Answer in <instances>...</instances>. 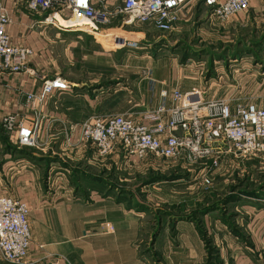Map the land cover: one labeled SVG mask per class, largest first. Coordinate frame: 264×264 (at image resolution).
I'll use <instances>...</instances> for the list:
<instances>
[{
  "label": "crops",
  "instance_id": "0c3cea01",
  "mask_svg": "<svg viewBox=\"0 0 264 264\" xmlns=\"http://www.w3.org/2000/svg\"><path fill=\"white\" fill-rule=\"evenodd\" d=\"M122 1L103 0L96 5L109 14L108 24L58 18L60 25L55 21L45 25L41 22L47 14L29 12L26 0H1L12 20L7 27L11 44L29 48L34 55L26 64L27 72L0 74V117H30L23 94L38 91L44 79L59 77L70 85L40 107L41 150L6 151L0 137V193L24 203L29 211L32 238L27 264H264L261 200L239 201L230 213L215 209L200 217H194L193 211L181 216L180 209L172 213L150 204V189L145 188L160 181L147 182L140 191L142 198L127 185L117 184L116 179L128 181L118 177L121 171L133 176L129 171L142 162L127 158L121 149L100 158L92 145L79 143V126L91 117L122 114L138 121L142 113L159 105L162 89H204L197 74L186 73L173 57L116 58L121 50L109 46L112 38L139 41L135 50L160 40L159 47L172 51L193 38L194 45H212L244 31L260 30L264 35V0H251L249 9L227 24L209 16L203 0H187L182 20L170 33L114 16ZM153 32L158 34L156 40L149 37ZM217 80L221 83L224 77ZM205 95L217 98L214 93ZM55 144L69 150L66 158L83 160V166L89 164L93 171L79 168L76 177L70 176L54 157L60 155L53 149ZM78 174L76 185L72 180ZM158 212L162 216L157 217ZM207 245L214 248L212 255Z\"/></svg>",
  "mask_w": 264,
  "mask_h": 264
},
{
  "label": "built area",
  "instance_id": "2783aa9c",
  "mask_svg": "<svg viewBox=\"0 0 264 264\" xmlns=\"http://www.w3.org/2000/svg\"><path fill=\"white\" fill-rule=\"evenodd\" d=\"M102 2L26 0V8L32 13L47 14L41 22L45 25H54L56 16L66 20L76 18L108 24L109 14L96 8ZM250 2L203 0L209 8V16L220 24H227L235 15L246 12ZM186 3L187 0H123L114 16H126L125 23L128 24L147 23L157 32L170 33L182 20ZM11 22L0 0V74L27 72L26 64L34 55L29 48L11 44L7 33ZM115 42L117 49L139 48V41L116 37ZM69 89L67 81L55 77L44 79L38 91L23 94L24 107L30 112V117L12 114L0 117V128L8 142L17 149L41 150L40 107L54 92ZM159 99V105L154 110L142 113L138 121L122 114L94 116L85 120L79 126V143L92 145L100 158L121 149L127 158L136 162L159 158L180 160L190 167L199 164L204 168L200 179L205 184L210 183L205 172L217 170L220 158L226 154L264 156L263 96H252L247 100L229 95L207 99L202 90L183 92L174 88L171 91L160 90ZM28 214L24 203L0 193L2 263H28L32 238Z\"/></svg>",
  "mask_w": 264,
  "mask_h": 264
},
{
  "label": "rangeland",
  "instance_id": "374dc122",
  "mask_svg": "<svg viewBox=\"0 0 264 264\" xmlns=\"http://www.w3.org/2000/svg\"><path fill=\"white\" fill-rule=\"evenodd\" d=\"M55 22L59 24L58 19ZM68 22L78 23L75 18H70ZM112 25H115V23H112ZM83 27L81 26L79 29ZM157 36L158 34L153 32L149 37L156 40ZM194 43H196V39L193 38L186 44L184 42L177 49L174 48L175 50L164 51L159 47L160 40H157L152 46L144 47L145 49L122 48L121 51L115 54L118 59L131 58V55L140 54H149L152 60L173 57L178 62V67L182 62L183 65L180 68L185 69V72L197 74L200 86L204 88L203 92L214 93L216 97L229 95L235 99L244 100L256 95L264 97V35L260 30H257L256 33L254 31L252 33L244 31L237 37L229 35L223 37L221 42L212 45H194ZM154 45L158 48H155ZM234 56L241 57L235 61ZM133 58L135 57L133 56ZM187 59L192 60L186 62ZM218 77H224V80L218 83ZM246 79L247 84L245 85ZM198 89H200L199 86ZM42 135L43 130L40 132L41 139ZM0 137L2 142L5 143L7 137L1 128ZM5 144L13 150L16 149L10 143L6 142ZM58 146L59 144L53 145L55 147L53 149L60 154L54 157L68 170L70 176L76 177L74 174L76 172L80 173L79 168L87 170V172L93 171L91 165L83 166V160L66 158L67 154H70L69 150H60ZM20 150L25 153L35 151V149ZM73 156L74 154L71 155V157ZM142 163L143 165H135V169L129 171V173L134 172L133 176L127 175V172L121 173V171L118 177H125L128 181L119 182L116 179L117 184L127 185L125 187L128 190L135 191L142 198V192L140 191L147 182L160 181L161 184L145 188L150 189V204H159L160 209L172 213H175L174 209H180L183 211L181 216L190 211L194 213L204 208H210L212 205L217 206L218 209L216 208V210L222 209L230 213L232 210L230 207H233L235 203L243 200L248 201L253 196H256L257 201L259 199L264 202V156L234 154L222 156L217 170L212 171V173L205 172L210 178L209 184L201 182L200 178L204 168L199 164L190 167L180 160L159 158H148L146 162ZM79 178L78 174V177L73 179L72 183L77 185L76 181ZM227 199L236 201H227ZM161 212H158L156 216H162ZM178 216L180 214H177L176 217Z\"/></svg>",
  "mask_w": 264,
  "mask_h": 264
},
{
  "label": "trees",
  "instance_id": "16d2710c",
  "mask_svg": "<svg viewBox=\"0 0 264 264\" xmlns=\"http://www.w3.org/2000/svg\"><path fill=\"white\" fill-rule=\"evenodd\" d=\"M239 57H241V56H234V58L233 59H238ZM2 139V138H1ZM8 143V140H7V138H6V140H5V143ZM4 143V144H5ZM9 144V143H8ZM5 145H7V144H5ZM5 150L6 151H13V149H11L9 146H7V148H5ZM14 150H16V151H18V150H20V149H14ZM253 198H256V196H253ZM232 199H233V197H232ZM232 199H227V201H231ZM232 201H236V200H232ZM217 208V206L216 205H212V207H210V208H204L203 210H201V211H195L194 213H193V216L194 217H200V216H203L204 214H206L207 212H210V211H213V210H215ZM218 209V208H217ZM194 217H193V219H194ZM187 219H189V217H187ZM207 249H208V253L210 254V255H212L213 253H214V249L212 248V247H210V246H208L207 247ZM216 258V257H215Z\"/></svg>",
  "mask_w": 264,
  "mask_h": 264
},
{
  "label": "bare ground",
  "instance_id": "6f19581e",
  "mask_svg": "<svg viewBox=\"0 0 264 264\" xmlns=\"http://www.w3.org/2000/svg\"><path fill=\"white\" fill-rule=\"evenodd\" d=\"M58 18L60 19V17L56 16V19H58ZM75 19H76V18H75ZM77 21H78V23H81V22L83 23V22H85V20H78V19H77ZM91 23H92V22H91ZM121 38L125 39L124 37H121ZM99 40H100V39H99ZM100 41L102 42V40H100ZM112 42H113V43H111L109 46L116 47L115 44H117V42H115L114 39L112 40ZM114 42H115V43H114ZM103 43L106 44V42H103Z\"/></svg>",
  "mask_w": 264,
  "mask_h": 264
}]
</instances>
